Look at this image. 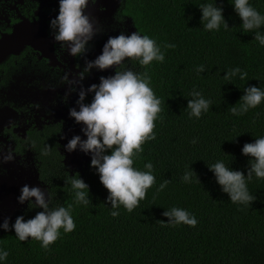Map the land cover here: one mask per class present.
Masks as SVG:
<instances>
[{"label": "trees", "instance_id": "obj_1", "mask_svg": "<svg viewBox=\"0 0 264 264\" xmlns=\"http://www.w3.org/2000/svg\"><path fill=\"white\" fill-rule=\"evenodd\" d=\"M204 2L211 0L124 1L123 13L132 18L135 29L153 38L165 54L163 63L153 61L147 69L128 62L134 72H149L150 86L162 102L156 139L143 144L141 157L134 161L140 170L148 162L154 165L156 183L146 198L132 213L121 207L120 215L112 217L108 191L90 160L83 171L72 173L57 131L38 134L40 177L53 206L73 204L74 194L65 180L77 173L89 186L91 203L73 205L76 229L68 234L61 230L49 251L30 238L19 241L11 228L0 235V248L9 252L5 264H264V180L250 182L255 200L238 206L221 191L207 166L222 160L247 174L249 157L242 155V148L264 136V103L239 117L230 109L239 106L244 87L264 88V48L253 33L241 32L242 21L230 0H216L229 29L204 31L198 7ZM250 3L264 14V0ZM165 44L175 47L164 48ZM198 65L206 68L200 75L195 71ZM235 67L248 73L247 80L237 77L231 84L223 79L226 70ZM194 88L213 102L200 119H189L186 109ZM193 139L198 142L193 144ZM47 146L48 154L43 155ZM190 169L200 182L195 175L192 183L181 182ZM165 180L167 187L158 191ZM172 207L194 214L196 227L165 225L163 212ZM38 211L42 209H27L21 215L27 220Z\"/></svg>", "mask_w": 264, "mask_h": 264}, {"label": "clouds", "instance_id": "obj_2", "mask_svg": "<svg viewBox=\"0 0 264 264\" xmlns=\"http://www.w3.org/2000/svg\"><path fill=\"white\" fill-rule=\"evenodd\" d=\"M90 3H95V0H58V13L49 20V29L53 40L69 56L85 58L82 71L75 80L70 81L78 85V98L76 106L69 109V117L81 125V132L86 139L80 135L73 136L64 146L65 151L72 153L78 149L86 155L90 154V167L96 170L101 184L108 191L106 199L111 205L110 215L115 218L120 215L121 207L132 213L139 207L140 201L146 198L148 189L156 183L154 165L148 162L144 164L145 170H140L134 167V161L141 157L144 151L142 145L156 139L155 121L160 119L162 111V102L150 86L149 72H134L125 65L126 62H137L147 69L153 61L163 63L165 54L153 38L136 31L130 35L121 33L109 36L101 54L94 60H88L90 42L101 32L87 14ZM230 3L242 21L241 32L253 33L259 47L264 48V14L253 7L250 0H230ZM198 7L204 31L218 32L221 26L225 30L229 29L223 7L218 6L216 0L201 3ZM174 47V44L164 45V48ZM110 68H115L114 75L101 76L98 84L84 87L83 81L93 70L103 72ZM195 71L200 75L206 68L198 65ZM237 77L242 81L247 80L248 73L235 67L226 70L223 79L231 83ZM243 92L239 106L230 109L233 116H243L264 103V88L249 86L244 87ZM188 95L191 97L186 108L189 119H200L213 106L212 100L205 98L195 88ZM89 96L91 101L87 102ZM191 142L196 144L198 140L193 139ZM48 147L43 150V155L48 154ZM242 155L249 157L246 175L228 167L222 160L207 166L232 204L248 206L255 200L248 184L254 179L264 180V136L244 144ZM12 159L13 155L7 154L0 160L7 163ZM194 175L198 180L192 169L185 170L181 182L192 183ZM65 183L70 185L74 194L73 204L68 207L53 206L50 193L40 187L24 185L20 189L17 202L21 205L27 202L30 210L42 211L27 220L23 215L16 217L11 229L19 241H28L30 238L40 242L41 248L49 251L50 245L61 237V230L63 234H68L76 229L72 216L73 205L87 206L91 203L89 186L78 173L68 176ZM168 183L167 180L161 183L158 191H163ZM163 216L168 218L167 223H163L171 227L186 225L194 228L198 224L194 214L179 207L167 209ZM0 229L9 231V218L4 219ZM8 256L9 252L0 248V264H5Z\"/></svg>", "mask_w": 264, "mask_h": 264}, {"label": "flooded vegetation", "instance_id": "obj_3", "mask_svg": "<svg viewBox=\"0 0 264 264\" xmlns=\"http://www.w3.org/2000/svg\"><path fill=\"white\" fill-rule=\"evenodd\" d=\"M124 1L90 3L87 14L101 32L90 42L88 60L101 54L109 36L125 34L130 23L135 29L132 18L123 13ZM57 13L58 0H0V39L16 33L20 38L18 50L0 61V159L13 155L7 163L0 160V224L9 218L10 228L16 217L29 209L27 202H17L24 185L49 192L40 177L38 134L56 130L62 151L65 143L61 139L69 140L70 131L79 128L69 117L78 98V85L70 81L82 71L85 58L69 56L53 40L49 20ZM125 66L129 68L128 62ZM114 74L115 68L93 70L83 81L84 87ZM90 101L91 96L87 98ZM5 232L0 229V235Z\"/></svg>", "mask_w": 264, "mask_h": 264}, {"label": "rangeland", "instance_id": "obj_4", "mask_svg": "<svg viewBox=\"0 0 264 264\" xmlns=\"http://www.w3.org/2000/svg\"><path fill=\"white\" fill-rule=\"evenodd\" d=\"M133 32H136V31L132 27V24L130 23L129 27L125 28V34L130 35ZM78 127L79 128L77 131H70V133H69L70 139L75 135H80L82 137V139H86V137H84L83 133L81 132V125H79ZM61 140H62V142L65 143V144H63L64 146L68 142V139H66V138H64V139L62 138ZM64 146L62 147V152L65 154V157H66L65 164H66L67 169L72 173L83 171L85 169V167L87 166V163L89 162V160H91L90 154L86 155L83 152L79 151L78 149L72 153H68L65 151Z\"/></svg>", "mask_w": 264, "mask_h": 264}, {"label": "water", "instance_id": "obj_5", "mask_svg": "<svg viewBox=\"0 0 264 264\" xmlns=\"http://www.w3.org/2000/svg\"><path fill=\"white\" fill-rule=\"evenodd\" d=\"M19 39L17 33L13 36L0 39V61H2L9 54L18 50L20 46Z\"/></svg>", "mask_w": 264, "mask_h": 264}]
</instances>
